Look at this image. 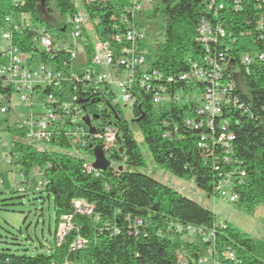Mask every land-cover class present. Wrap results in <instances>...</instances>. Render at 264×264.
<instances>
[{"label": "trees", "instance_id": "trees-1", "mask_svg": "<svg viewBox=\"0 0 264 264\" xmlns=\"http://www.w3.org/2000/svg\"><path fill=\"white\" fill-rule=\"evenodd\" d=\"M127 4L126 0L83 4L89 18L96 20L93 29L97 39L109 40L113 34L125 33L126 25L121 17L127 14L124 8ZM147 7L148 10L144 9L138 15L146 14L152 22L150 24L158 29L161 39L149 43L144 32L137 48L150 55L149 71L155 70L160 79L151 80L148 90L138 86L134 88L135 103L127 118L119 105L111 106V99L104 98V86L92 84L85 89L69 77L72 71L78 76L86 70L93 72L90 64L92 43L85 46V55L81 58L83 62L79 65H75V61L69 62L65 51H55V57H52L40 51L35 43L42 27L50 33L57 31V38L66 31V19L78 9L73 0H19L17 3L0 0V28L6 16H12L15 23H19L20 14H27L30 18L29 27L20 25L17 31H13L12 44L22 53L35 56L36 62L63 68L68 78L61 85L63 92L68 95L78 93L86 111L95 121H107L110 117L114 120L116 146L102 152L108 160L120 162L116 167L110 165L97 174L88 173L84 171L82 161L71 152L48 149L40 152L23 140L21 129L15 125L7 126L5 131L13 135L11 150L18 154L15 163L25 181L30 180L34 169L38 168L41 173V189H32V193H45L46 198L52 197L56 229L62 216H71L73 228L59 244L55 242L54 234L53 245L41 252L26 254L1 250L0 264H64L66 261L70 264H178L177 250L181 249L191 256L197 251L202 252L203 246L196 249L192 244L183 242L180 235L168 232V220L216 227V249L222 264H233L222 255L227 247L234 252L237 264H264V243L248 238L227 223L225 227H219L209 209L167 184L131 170L144 163L133 133L136 129L156 165L181 180L191 181L207 196L216 195L214 184L219 173L231 172L234 184L230 191L237 197L233 203L238 208L250 212L256 204L264 203V62L253 60L247 67L249 73H245L240 63L244 53L255 55L264 52L261 36L264 27L259 26L260 22L264 24V0H154ZM43 11H55L62 26L54 28L50 25L43 19ZM137 16L135 25L142 27V22L137 23ZM201 19L211 25L219 24L224 30L222 43L225 45L219 47H226V62H231L232 66L228 65V68L241 70L245 86L241 90L236 87L234 92L246 105V110L229 105L223 107L221 116L214 119L216 137L222 123L233 134L230 161L225 164L221 156L224 152H219L221 147L214 149L217 155L199 147L200 133H210L207 128L186 127L185 119L194 117L195 105L180 106L172 97L181 89H185L186 94L193 92L196 95L204 87L201 83L178 80L182 73L189 71L193 62H202L203 48L195 41ZM60 60L70 66V71L67 66H62ZM79 68L82 70L79 71ZM168 78L172 80L168 82ZM159 86L165 89L162 91ZM50 91L60 101L67 99L61 90L45 89V93ZM157 91L166 95L162 102L154 105L152 96ZM4 94L9 98L10 91L5 90ZM101 102L103 107L99 108ZM186 112L191 116H185ZM208 143V148L212 149V140L208 139ZM54 144L67 149L62 140ZM96 145H99L98 142L88 149L89 154ZM215 164L219 166L217 171ZM242 171L244 174L240 175ZM14 188L23 194L27 192L26 189L20 191ZM76 199L92 206L90 215L74 210L73 201ZM135 218L150 223L145 229H135ZM159 229L161 234H157ZM76 237L82 239L83 248L71 250Z\"/></svg>", "mask_w": 264, "mask_h": 264}, {"label": "built area", "instance_id": "built-area-1", "mask_svg": "<svg viewBox=\"0 0 264 264\" xmlns=\"http://www.w3.org/2000/svg\"><path fill=\"white\" fill-rule=\"evenodd\" d=\"M17 3L19 0H11ZM82 5L95 4L105 2L106 0H76ZM126 13L121 17V21L126 25L123 35L113 34L109 40H99L94 34V25L96 20L92 21L84 10H78L65 21L67 29L65 35L67 40H56L53 35L45 27L39 29V35L35 38V43L40 51L51 54L55 57V51H65L68 55L69 62L73 63L77 58V48L83 47V57L85 55V46L92 43V51L90 64L94 68L92 73L86 70L82 76H78L74 71L70 72L69 77L74 79L78 85L87 89L90 85L104 86L106 88L104 98H110L111 106L119 105L120 108L133 107L135 98L133 90L136 86L149 89L150 81H158L160 75L154 70H150L149 63H146V54L143 50L137 48V42L143 37L144 32L138 30L135 25V18L147 6L151 5L154 0H126ZM221 8V5H219ZM130 17V20L128 19ZM19 23H15L12 16H6L3 21L1 30V39L6 45L0 46V115L9 111V101L12 93L20 95L21 101L31 107L25 122L23 124H15L16 127L22 130L23 139L25 142L35 147L38 151L43 152L47 149L46 144H54L60 140L67 143L71 154L82 161L84 171L97 174L99 170L93 167L94 163H90L83 157V151L87 152L95 142H98L103 151H108L116 146L117 132L114 125V120L110 117L107 121L97 120L93 122V117L89 114L81 97L78 93L70 95L63 92L61 85L65 77L63 68H57L53 65L36 62V57L28 53H22L12 44L13 31H17L21 26L29 27L31 25L29 15L19 16ZM134 21V23L132 22ZM260 28L264 27L262 22L259 23ZM91 34L93 40L89 39ZM264 40V34L261 35ZM225 37L222 27L211 25L205 19H201L198 23L195 41L203 48V57L201 63L193 62L189 71L182 73L178 80L204 85L200 93L199 103H193L195 107L194 117L185 119L187 128L202 129L207 128L210 133L206 135L200 133L198 139L199 147L210 151V154H216V147H221L219 152H224L222 156L223 163H229L230 158V141L233 139V134L226 130V126L222 123L219 126L216 137L214 119L221 116L223 107L231 105L238 110H246V105L235 95L236 87L239 90L245 89L238 84V79H241V70L238 68L229 69L231 62H226L228 54L226 47H219L224 43ZM223 42V43H222ZM117 44L113 46V44ZM123 43L121 46L118 47ZM225 45V44H223ZM118 54V55H117ZM253 60L264 62V52L254 54L244 53L240 58V63L245 68V73H249L247 68ZM63 67L67 63L60 60ZM70 71V66L66 67ZM79 71L82 68L78 69ZM81 75V74H79ZM69 78V79H70ZM172 78H168L170 82ZM163 91L165 87L159 86ZM158 88V89H159ZM45 89L61 90L63 97L67 99L60 101L55 94L50 91L45 93ZM5 90H9V98L4 94ZM75 90V88H73ZM182 91L185 89H181ZM180 91H176L172 97L178 101ZM109 93L111 96H109ZM36 94L44 95L43 113L35 114L32 111V98ZM159 91L152 96L154 105L163 101L164 96ZM189 98V94H186ZM186 99V105H188ZM98 107H103V102L98 104ZM88 116L90 125H86L84 117ZM264 122V120H263ZM86 126V130L83 128ZM90 127L94 130L90 132ZM167 136V134H164ZM208 139L212 140V149L208 148ZM3 146L7 145L3 143ZM215 146V147H214ZM214 147V148H213ZM106 157V156H105ZM18 154L9 150L5 155L7 163L15 162ZM110 166V164H109ZM18 167V166H17ZM217 171L219 166L214 165ZM40 171L38 168L32 171L30 180L25 181L22 173L19 172L21 182L13 180L14 186L18 190L23 191L26 187L21 183L29 182L32 179H39ZM243 171L240 175H243ZM42 180L36 182L33 190L41 189ZM233 176L231 172L219 173L214 184L215 196H219L230 203L236 201V195L230 190L233 186ZM3 188V181L0 179V190ZM73 208L78 213L90 215L92 206L83 200L76 199L73 201ZM71 216H62L61 224L58 227V234L55 235V242L62 243L64 237L72 228L70 223ZM150 222L141 218H135L133 221L134 228L147 227ZM219 227H225V221L216 222ZM168 232L180 235L181 240L192 244L194 248L199 249L203 246L202 252L197 251L193 256L185 253L183 250H177L176 258L178 264H222L217 255L216 249V227H206L191 223H182L180 221L168 220ZM161 234L159 229L157 234ZM83 248V241L80 237H76L71 245V250H79ZM190 249V247H188ZM196 251V250H195ZM222 255L233 264L236 263L234 252L227 247L222 251ZM64 264H70L67 261Z\"/></svg>", "mask_w": 264, "mask_h": 264}, {"label": "rangeland", "instance_id": "rangeland-1", "mask_svg": "<svg viewBox=\"0 0 264 264\" xmlns=\"http://www.w3.org/2000/svg\"><path fill=\"white\" fill-rule=\"evenodd\" d=\"M73 1L78 10H83V5L80 2L76 0ZM147 8L148 7L145 9ZM20 15L27 16V14ZM42 17L54 28L62 26L55 11L52 13H46L43 11ZM141 22L143 23V26H138L137 29L145 32L147 42L156 43L160 41L161 35L159 34L158 29L153 24H150L152 22L146 18V14L137 16V23ZM51 34L56 40H67L65 32L60 34L61 36H59V38H57V31L53 30ZM89 39L93 40L91 34H89ZM1 45L6 44L1 39L0 30V46ZM82 51L83 47L78 46V58L75 60V65H79L83 62L81 59L83 58ZM145 54L146 63H150V55L146 52ZM238 84L243 87V81L241 79H238ZM44 98L45 97L42 94H36L33 96L32 111L35 114L43 113L45 111L43 106ZM180 98L182 99L177 101L180 106L186 104V99H188V105L200 102V96L195 95L193 92L192 94L189 93L188 98L186 97V93L181 91ZM8 105L10 107L9 111L0 115V179L3 181V188L0 192V251L8 250L11 253L34 254L35 252L44 251L45 248L53 245L61 221L56 229L55 213L51 196L46 198L45 193H32L33 186L39 181L38 178L20 184L26 187V194L17 192L15 188L13 189V180L21 182V178L16 163H7L5 159V155L7 154L13 139V135L6 132L5 129L7 126L23 124L31 111V107L26 106L21 101L20 95L17 93H12ZM122 110L127 118L130 117L131 111L129 108H122ZM185 116H191V114L186 112ZM93 122L96 121L93 120ZM83 128L86 130V126L83 125ZM133 133L144 163L142 166L132 167V171L148 175L167 184L182 195L196 201L198 204L212 211L215 215L216 221H225L231 228L236 229L240 233L246 234L248 238L258 241V243H264V203L256 204L253 210L248 212L243 208H238L234 203H230L219 196H207L205 193L199 191L191 181L181 180L156 165L146 146L142 143L139 132L136 129H133ZM23 140L26 141L27 139L24 138ZM58 142L55 143L57 144ZM3 143L7 146L4 147ZM45 148L67 153L71 152L68 146L66 149L58 148L55 144H46ZM82 153L85 159L90 163H94L102 153V149L99 145H96L94 146L92 153L89 154L88 151H83ZM109 163L114 167L120 164V162L114 160H109ZM70 223L72 225L71 220ZM67 262L69 263V261Z\"/></svg>", "mask_w": 264, "mask_h": 264}, {"label": "water", "instance_id": "water-1", "mask_svg": "<svg viewBox=\"0 0 264 264\" xmlns=\"http://www.w3.org/2000/svg\"><path fill=\"white\" fill-rule=\"evenodd\" d=\"M96 119L98 117H95ZM84 121L86 125H90V119L88 116L84 117ZM93 129L90 127V132L93 133ZM109 160L105 157L104 153L102 152L97 160L94 162L93 167L99 171H104L109 167Z\"/></svg>", "mask_w": 264, "mask_h": 264}]
</instances>
